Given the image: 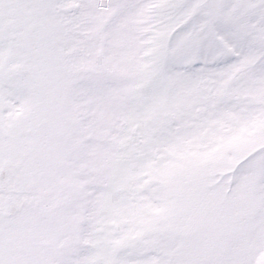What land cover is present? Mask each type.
I'll return each instance as SVG.
<instances>
[{
  "label": "snow or ice",
  "instance_id": "1",
  "mask_svg": "<svg viewBox=\"0 0 264 264\" xmlns=\"http://www.w3.org/2000/svg\"><path fill=\"white\" fill-rule=\"evenodd\" d=\"M0 264H264V0H0Z\"/></svg>",
  "mask_w": 264,
  "mask_h": 264
}]
</instances>
